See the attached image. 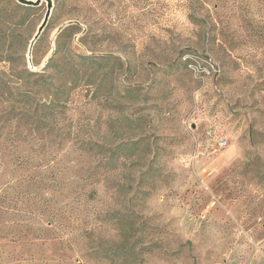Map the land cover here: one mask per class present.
<instances>
[{"label":"rangeland","instance_id":"rangeland-1","mask_svg":"<svg viewBox=\"0 0 264 264\" xmlns=\"http://www.w3.org/2000/svg\"><path fill=\"white\" fill-rule=\"evenodd\" d=\"M15 4L0 128L31 87L15 71L44 72L62 40L124 69L100 88L89 68L56 108L61 142L0 139V264H264V0H44L27 21ZM187 54L220 72L195 76Z\"/></svg>","mask_w":264,"mask_h":264},{"label":"trees","instance_id":"trees-1","mask_svg":"<svg viewBox=\"0 0 264 264\" xmlns=\"http://www.w3.org/2000/svg\"><path fill=\"white\" fill-rule=\"evenodd\" d=\"M9 1L11 0H0L1 21L5 16L12 15H9L6 9ZM2 2H4V5ZM15 8H21L23 10V19L27 18V21L29 14L35 11L37 6L32 7L15 4ZM64 36L65 33L61 35L62 38ZM186 56H190V54ZM113 61L117 65L114 66L115 63H113L109 76V72H105L104 66L110 65ZM188 62L189 60L183 64L190 69ZM115 67L120 68V70L124 69L123 63L112 56L91 57L84 54L80 55L71 50L62 40L57 45L55 56L51 58L43 69L44 72H34L27 68L15 71L14 77L16 80L22 82L25 79L29 81L31 87L23 91L16 90L14 100L18 101L23 108L16 112L12 107L8 111L3 125L0 128V139L6 140L10 151L13 152L20 150L22 148L21 144L24 142L31 141V136L33 137L46 130L50 135L55 134V138L61 142L64 140V137L62 134H59V130H56L58 128L56 108L67 107L71 93L80 85L79 82L82 78L89 73V68L94 69V75L98 73L101 76L97 84L100 88H104V77L106 79L109 76V80L111 79L112 81V78L116 75L117 69ZM134 92V88H127L124 91V96L127 93L133 95ZM112 94V92H109L106 94V98L111 97ZM133 98L137 99V97ZM0 118L2 119V117ZM21 128H25V130H21ZM121 147L119 148L121 149ZM17 165H20L21 168L24 167L22 163H18ZM95 194L96 191H92L90 193L91 198H94ZM104 250L106 253H110L107 254L110 258L114 259L117 257V248L114 245L105 247Z\"/></svg>","mask_w":264,"mask_h":264},{"label":"water","instance_id":"water-1","mask_svg":"<svg viewBox=\"0 0 264 264\" xmlns=\"http://www.w3.org/2000/svg\"><path fill=\"white\" fill-rule=\"evenodd\" d=\"M18 1H19V3H22L23 5L35 7V6L41 5V3L44 0H35V1L32 0L30 2L23 1V0H18ZM52 9H53V4L48 2V14L46 15L43 24L40 25V28H39L38 32L36 33V35L34 36L32 42H31L30 51H29V54H28V56H29L28 57V62L30 63L31 66L33 64L32 52H33L34 46L36 45L37 40L41 37V35L46 30V27H47L46 25H47V23H48V21L50 19V16H51V13H52ZM62 30H63V28H60L59 32H61ZM52 56L53 55H51V57L45 62V64L43 66H41V68H45L46 67L47 63L51 60Z\"/></svg>","mask_w":264,"mask_h":264},{"label":"built area","instance_id":"built-area-1","mask_svg":"<svg viewBox=\"0 0 264 264\" xmlns=\"http://www.w3.org/2000/svg\"><path fill=\"white\" fill-rule=\"evenodd\" d=\"M185 62L189 60L188 66L193 71L194 75L197 77H211L215 76L220 71L215 67V65L209 63L208 66L203 67L201 64L197 63L196 60L189 56V58L183 59Z\"/></svg>","mask_w":264,"mask_h":264},{"label":"bare ground","instance_id":"bare-ground-1","mask_svg":"<svg viewBox=\"0 0 264 264\" xmlns=\"http://www.w3.org/2000/svg\"><path fill=\"white\" fill-rule=\"evenodd\" d=\"M23 1H27V2H30V1H32V0H23Z\"/></svg>","mask_w":264,"mask_h":264}]
</instances>
